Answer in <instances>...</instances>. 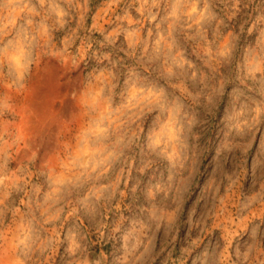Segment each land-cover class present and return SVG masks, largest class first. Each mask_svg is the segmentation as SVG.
<instances>
[{
    "label": "clouds",
    "instance_id": "1",
    "mask_svg": "<svg viewBox=\"0 0 264 264\" xmlns=\"http://www.w3.org/2000/svg\"><path fill=\"white\" fill-rule=\"evenodd\" d=\"M0 264H264V0H0Z\"/></svg>",
    "mask_w": 264,
    "mask_h": 264
},
{
    "label": "rangeland",
    "instance_id": "2",
    "mask_svg": "<svg viewBox=\"0 0 264 264\" xmlns=\"http://www.w3.org/2000/svg\"><path fill=\"white\" fill-rule=\"evenodd\" d=\"M184 235V230L182 229V231H181V236H183Z\"/></svg>",
    "mask_w": 264,
    "mask_h": 264
}]
</instances>
